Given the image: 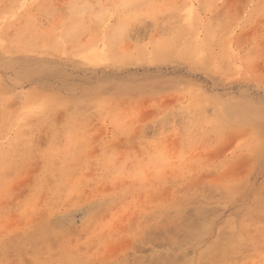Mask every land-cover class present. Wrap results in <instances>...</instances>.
<instances>
[{"label": "rangeland", "instance_id": "obj_1", "mask_svg": "<svg viewBox=\"0 0 264 264\" xmlns=\"http://www.w3.org/2000/svg\"><path fill=\"white\" fill-rule=\"evenodd\" d=\"M0 264H264V0H0Z\"/></svg>", "mask_w": 264, "mask_h": 264}]
</instances>
